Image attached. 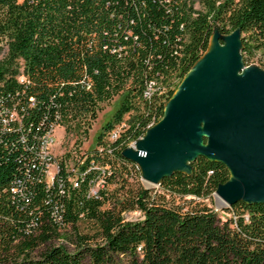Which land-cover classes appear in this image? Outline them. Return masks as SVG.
I'll return each instance as SVG.
<instances>
[{
  "label": "trees",
  "instance_id": "16d2710c",
  "mask_svg": "<svg viewBox=\"0 0 264 264\" xmlns=\"http://www.w3.org/2000/svg\"><path fill=\"white\" fill-rule=\"evenodd\" d=\"M193 1L0 0V264H264V202L228 216L203 202L228 179L222 163L198 156L156 188L127 181L139 175L121 151L161 117L213 28L238 29L244 64L264 47V0ZM119 92L77 169L60 157L47 183L42 136L80 137Z\"/></svg>",
  "mask_w": 264,
  "mask_h": 264
},
{
  "label": "water",
  "instance_id": "95a60500",
  "mask_svg": "<svg viewBox=\"0 0 264 264\" xmlns=\"http://www.w3.org/2000/svg\"><path fill=\"white\" fill-rule=\"evenodd\" d=\"M238 29L213 28L206 49L183 74L161 117L121 155L141 180L159 185L190 173L198 156L222 163L228 179L213 195L220 206L264 202V70L244 64Z\"/></svg>",
  "mask_w": 264,
  "mask_h": 264
},
{
  "label": "rangeland",
  "instance_id": "374dc122",
  "mask_svg": "<svg viewBox=\"0 0 264 264\" xmlns=\"http://www.w3.org/2000/svg\"><path fill=\"white\" fill-rule=\"evenodd\" d=\"M212 1L214 0H194L193 7L197 10H203L205 4L207 2H212ZM248 64H252L264 70V47L258 50H254L252 52ZM122 98H123V93L119 92L111 96L109 100L100 103L96 109L95 115L92 118L85 134H81L80 137L78 134L66 131L62 126L52 127L50 132L46 134L45 141L43 144V153L46 156H50L51 158L50 162H48L46 165V171H45V181L47 183H50L52 181L54 174L57 172L56 161L60 157L68 156V160L64 161V163L66 164L67 170L75 171L77 169L76 164L80 163L78 159L79 154L84 151L90 150L95 145V139H96L98 132L101 129V126L105 122L111 119L112 113L119 106ZM151 125H149L148 127H150ZM134 143L133 142L129 143L128 146L134 148ZM78 151L80 152L78 153ZM137 170H138V175H139L138 177H137V171L133 170L132 175L127 179V181L130 184L139 183L142 186L148 187V188H156L158 186V185H149V184L144 183L140 178V172H139L138 167H137ZM97 183L98 181L95 182V184L92 186L91 189H95L97 186ZM203 202L206 203L208 206H211L213 209H215L219 213V215L221 216L229 215V213L222 212L220 210L224 207H229V206H226V205L220 206V203L218 204L213 193L211 196V200L204 199ZM123 215L126 219L139 218L138 211H128V212H125ZM49 243L65 244V246L68 249H71V245L69 243H66L65 241L60 240V239L51 240ZM44 246L45 244H40L38 249H41Z\"/></svg>",
  "mask_w": 264,
  "mask_h": 264
},
{
  "label": "built area",
  "instance_id": "2783aa9c",
  "mask_svg": "<svg viewBox=\"0 0 264 264\" xmlns=\"http://www.w3.org/2000/svg\"><path fill=\"white\" fill-rule=\"evenodd\" d=\"M22 76L20 75V76H18L17 77V79H18V81H21L22 80ZM143 94H144V96H148L149 94H150V87L148 86V87H146V89L143 91ZM123 125H124V123H119V124H117V125H115L108 133H107V138L108 139H110V140H112V139H114L118 134H119V132H120V130H121V128L123 127ZM149 125H151V123H149L147 126H149ZM52 129V127L42 136V138H41V154H42V156H43V158L46 160L45 161V170H44V178H45V171H46V165H47V163L48 162H50V156H46L44 153H43V144H44V141H45V137H46V134L48 133V132H50V130ZM138 138H140V136L138 137ZM137 138V139H138ZM136 139V140H137ZM136 140H133V141H131L130 143H134ZM54 177V176H53Z\"/></svg>",
  "mask_w": 264,
  "mask_h": 264
},
{
  "label": "bare ground",
  "instance_id": "6f19581e",
  "mask_svg": "<svg viewBox=\"0 0 264 264\" xmlns=\"http://www.w3.org/2000/svg\"><path fill=\"white\" fill-rule=\"evenodd\" d=\"M216 201L218 202V204L220 203V201L216 198Z\"/></svg>",
  "mask_w": 264,
  "mask_h": 264
}]
</instances>
